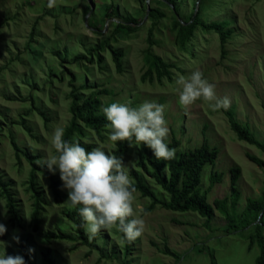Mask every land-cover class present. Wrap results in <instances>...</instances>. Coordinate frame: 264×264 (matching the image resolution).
<instances>
[{
	"label": "rangeland",
	"instance_id": "1",
	"mask_svg": "<svg viewBox=\"0 0 264 264\" xmlns=\"http://www.w3.org/2000/svg\"><path fill=\"white\" fill-rule=\"evenodd\" d=\"M161 2V3H160ZM55 0L49 8L47 0H0V174L11 184L12 192L21 201L23 227L12 225L6 213L5 201L0 198V223L6 226V235L0 238V254L20 256L22 235L36 245L33 251L47 248L57 251L63 264H256L260 255L258 244L250 246L253 226L244 228L242 216L250 199H259L264 192V169L249 157L264 160V149L241 141L233 132L226 111L249 126L252 135L264 145V0H211L203 10L207 23L232 19L234 32L222 46L217 33L198 28L189 42L188 51H182L176 42L174 22L188 19L197 13L200 0H178L179 14L164 0ZM108 6L118 9V16H108ZM159 9L164 17L151 19L148 9ZM173 7V6H172ZM118 25H128L132 32H118ZM118 34H116L117 32ZM150 31L152 36H150ZM151 37V38H150ZM151 40L152 44L150 45ZM109 40L108 46L89 55V49ZM151 47V48H150ZM111 48L123 53V71L118 73ZM151 49L164 62L174 64L172 79L143 81L148 65L146 51ZM86 58L79 59L80 56ZM101 58V62L98 61ZM199 69L215 85L217 97H228L227 110L211 111L208 102L197 101L188 108L178 103L175 79ZM71 76L76 84L94 85V91L107 90L100 95L102 105L115 101L136 107L145 100L164 105L169 128L167 142L178 140L175 158L164 161L173 164L181 153L200 147L204 142L217 148L215 165H206L202 171L200 190L207 201L231 196V169L239 168V199L234 214V227L226 231L227 220L216 210L210 227L194 212H173L159 206L141 213L145 220L142 235L132 242V251L125 255V243L120 232L102 230L107 239H98L95 245L83 246L76 241H45L46 231L58 230L64 209L53 198L48 180L37 173L38 186L43 190L47 205L41 230L31 228L33 199L28 192L31 166L26 159L17 161L11 140L27 152L43 160L54 154L49 139L56 126L65 128L69 111ZM93 91L84 90L85 93ZM36 107L39 109L36 111ZM43 112L48 120L42 116ZM32 128V135L21 125ZM9 131V135L8 132ZM110 129H108V132ZM104 141L96 135L90 142L110 152L116 142ZM143 147L135 144L124 165L132 182L131 171L136 169L138 152ZM37 160V161H38ZM42 165V164H39ZM222 175L212 185V173ZM59 178V174H56ZM160 199L168 195L145 175ZM65 200L67 191L62 190ZM136 205L144 210L148 198L135 194ZM146 213V214H145ZM64 219V218H63ZM19 238L17 243L13 237ZM99 245V246H98ZM104 248V252H100ZM113 249L118 254L113 253ZM169 250L172 254H168ZM121 256V260L120 257ZM34 264H39L34 260Z\"/></svg>",
	"mask_w": 264,
	"mask_h": 264
},
{
	"label": "trees",
	"instance_id": "2",
	"mask_svg": "<svg viewBox=\"0 0 264 264\" xmlns=\"http://www.w3.org/2000/svg\"><path fill=\"white\" fill-rule=\"evenodd\" d=\"M138 1L141 2L142 0ZM155 1L160 2V0ZM164 1L168 2L169 5H171V9L175 10L176 13L179 14L178 9L180 7V3H178V0ZM210 1L211 0H200V7L196 14H191L188 19L184 18L183 21L179 19L175 20L174 31L176 32V42L179 44L182 51L189 50L188 44L192 40L194 32L199 27L217 33L220 37L222 46H225L229 36L233 34L234 29L233 27H230L233 25L232 19H224L223 21H213L210 23H207V21L204 20V6ZM108 9V16L119 15L117 8L108 6ZM147 14L151 19L164 17V15L159 12V9L154 7H150ZM135 29L136 28L132 29L128 25H118V32L124 31L126 35L128 34L127 32H132V30L134 31ZM118 32L116 34H118ZM150 36H152L151 31ZM149 41L151 45L152 42L150 39ZM109 42V40H105L98 46L89 49V55H96L99 57L98 52L104 50L108 46ZM111 53L116 70L118 73H121L123 71V53L114 48H111ZM84 58L86 57L83 55L79 57V59ZM98 61L101 62V58H98ZM146 61L148 69L142 77L144 82L148 77L151 82L157 79L159 83H162L164 78H167L168 80L172 79L171 69L176 67L174 64L164 62L163 59L153 53L151 49L146 51ZM71 77L72 78L69 83L71 90L68 94V98L70 100L69 111L71 119L68 125L64 128V138L66 140H71L73 137H76L86 150L91 151L98 146L96 143H93V141H89L90 137L92 135H96L100 140L104 141L108 132V128L105 127L108 121L102 112V107L105 105H102V100L100 98V95L102 94L108 95V91H94L97 87L94 85L89 86L86 83L77 85L75 76ZM86 89H92L93 91L85 93L84 90ZM38 109L39 108L36 107V111ZM41 113L42 116L48 120V117L45 116L43 112ZM226 115L230 121L231 129L237 134L241 141H245L264 149V145L257 141L252 135L249 126L243 125L236 120L233 112L226 111ZM19 122L20 125L32 135V128L25 125V117L22 116L21 121ZM7 133L9 135V131ZM10 144L17 161L21 163L22 158H24L31 166L27 189L28 192L31 193L33 199L30 226L34 232H39V230H41L42 223H44L45 205H47V203L43 190H41L38 186L37 173L42 174L48 180L53 198L59 205H62L65 202V197L61 190L62 181L56 174L53 175L50 173L46 167L37 164V160L39 159L37 156L20 148L14 140H11ZM133 145L134 143L130 146L128 141H117L115 148H113L112 151L105 152L121 158L124 163ZM168 145L170 148L176 149L180 147L181 143L178 140L173 139L172 142L168 143ZM218 157V149L212 147L209 143L204 142L200 147L181 153L180 157L173 164L168 166L167 175L165 173L167 164L163 160H157L152 156V153L148 148L143 147V150L138 152L136 169L131 171V176L134 179V185L137 188L136 193H139L143 198H148L151 201L150 205L145 209V212H151L157 206L173 212H194L205 219L204 226L209 228L217 210L227 220L228 227H226V231L229 232V230L234 227L232 220L234 219L236 205L239 199L237 183L241 175V170L239 168H232L230 171V198L216 199L213 204H210L207 201V194L205 192L202 194L200 190L202 171L204 167L209 164L215 165ZM249 158L259 167L264 169V160L256 157ZM145 175L151 178V181H154L156 185L168 195L169 199H160L157 197L148 181L145 182ZM221 178L222 175L219 173H212L210 177L212 185L220 181ZM11 188L10 182L5 181L4 177L0 174V198L5 201L6 213L9 216L10 223L21 228L23 227L24 219L21 211V201L15 197L16 195L12 192ZM63 213L64 214L61 219L62 221H60V224H63V226L58 224V230L46 231L43 235V239L45 241L48 242L55 239L76 241L83 246H90L93 248L98 239H104L106 245L107 239L102 236L101 232L94 239L90 240L88 238L81 226L82 219L79 215L78 208L70 206L65 208ZM242 218L245 220L244 228L254 225L253 234L248 237L250 240V246L258 244L260 248V255L256 264H264V192L259 199L249 200ZM20 235L23 237L20 244V256L24 258L25 264H34V260H38L39 264H63L64 259L57 251H52L47 248L41 249V247H38L40 251H33V249L37 248L36 245H34L25 234ZM120 236L125 243L124 251H122V253L128 255L132 251V242H127L123 238V234L121 232ZM0 238L2 237L0 236ZM99 250H101L100 252L102 253L104 252V248L102 247ZM166 252L168 254H172L169 250ZM113 253L115 255L118 254L115 249H113ZM7 255L13 256L10 252H8ZM117 258H120L121 260V256Z\"/></svg>",
	"mask_w": 264,
	"mask_h": 264
},
{
	"label": "clouds",
	"instance_id": "3",
	"mask_svg": "<svg viewBox=\"0 0 264 264\" xmlns=\"http://www.w3.org/2000/svg\"><path fill=\"white\" fill-rule=\"evenodd\" d=\"M55 0H47L53 7ZM177 103L188 108L197 101L208 102L211 111L227 110L231 105L228 97L219 98L215 85L199 69L188 75H179L175 81ZM108 123L106 128L111 142L128 141L131 146L148 148L157 160L175 158L176 149L167 142L169 128L164 115V105L145 100L136 107L120 101L102 107ZM65 129L56 126L49 139L54 154L38 160L53 175L59 174L61 190L67 191L65 202L78 208L82 228L88 238L94 239L102 230H117L131 243L139 238L145 226L141 213L145 210L136 205L137 188L132 182L121 158L107 154L101 147L86 150L73 137L66 140ZM146 214V213H145ZM0 223V236L6 233ZM16 242L19 238L13 237ZM0 264H25L23 257L0 254Z\"/></svg>",
	"mask_w": 264,
	"mask_h": 264
},
{
	"label": "water",
	"instance_id": "4",
	"mask_svg": "<svg viewBox=\"0 0 264 264\" xmlns=\"http://www.w3.org/2000/svg\"><path fill=\"white\" fill-rule=\"evenodd\" d=\"M148 11H149V9H148ZM196 14V13H195ZM148 15V14H147ZM195 16V15H194Z\"/></svg>",
	"mask_w": 264,
	"mask_h": 264
}]
</instances>
